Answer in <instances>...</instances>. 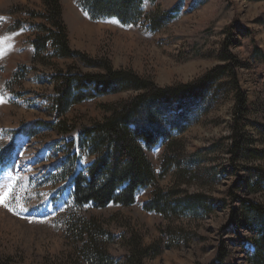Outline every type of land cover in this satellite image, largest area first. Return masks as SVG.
I'll return each instance as SVG.
<instances>
[{
    "label": "rangeland",
    "instance_id": "obj_1",
    "mask_svg": "<svg viewBox=\"0 0 264 264\" xmlns=\"http://www.w3.org/2000/svg\"><path fill=\"white\" fill-rule=\"evenodd\" d=\"M60 2L69 45L81 57L58 56L49 43L34 60L38 24L49 25L41 16L43 1L0 0V264H91L83 253L84 223H91L108 264H207L221 245L227 250L224 264H249L256 234L229 219L243 218L242 198L264 204V185L256 186L252 175L256 167L264 170V0H145L143 18L128 25L115 17L93 20L77 0ZM178 4L173 19L153 25ZM226 42L238 63L235 81L247 97L242 153L230 140L232 71L209 83L202 97L168 106L164 115L184 120L172 137L146 149L162 175L160 188L199 196L204 205L163 217L144 206L154 187L143 189L128 207L77 204L73 171L86 173L94 157L77 145L71 149L68 135L53 124L62 122L78 139L83 126L104 118V105L140 90L100 94L58 117L57 75L104 71L86 56L156 87H176L224 64ZM71 150L79 155L76 168L65 164Z\"/></svg>",
    "mask_w": 264,
    "mask_h": 264
},
{
    "label": "trees",
    "instance_id": "obj_2",
    "mask_svg": "<svg viewBox=\"0 0 264 264\" xmlns=\"http://www.w3.org/2000/svg\"><path fill=\"white\" fill-rule=\"evenodd\" d=\"M42 1L45 11L41 16L48 20L49 25L46 22L38 24L42 33L33 41L35 46L33 59L35 60V56L45 51L49 43L56 49L58 56L80 55L81 57V54L73 51L69 45L60 0ZM77 1L93 20L115 17L122 24L128 25L141 20L144 15V0ZM178 10H180V4L165 13L162 20L154 18L153 25L158 28L166 24L173 19L172 14L175 15ZM223 52L221 59L225 62L224 64L208 72L198 81L169 88L156 87L152 82L140 78L131 71L115 70L106 61L93 60L86 56L84 60L104 68V71L87 74L72 71L57 75L60 82L55 90L53 103L59 111L58 117L65 115L73 104L100 94L126 89L140 90L130 99L104 105L103 108L107 113L104 118L94 124L83 126L79 131L78 139L70 136L71 129L62 122L53 124L59 132L68 135L66 142L71 149L77 145L89 157H94L86 173L82 170L73 171V197L77 204L93 203L99 208L110 204L128 207L135 203L137 195L143 189L154 187L152 198L144 206L146 210L155 211L163 217L167 218L172 214L179 217V213H184L182 210L184 207H187L189 212H194L204 205L199 196L173 193L171 190L160 188L158 181L162 175L157 174L147 156L146 149L153 148L165 136L172 137V131L179 128L184 120V117L175 115L176 120L173 117L174 114L164 115L166 113L164 110L168 106L174 104H177V107L183 106L184 100L189 102L202 97L209 83L219 80L228 74V71H232L235 78L233 83H236L234 86L236 103L230 140L235 152L242 153L247 97L235 81L234 66L238 63L228 50V42L225 43ZM182 113L189 114L188 111ZM172 144L173 142L169 144L170 147ZM78 156L72 150L69 151L67 157L65 156V164H74L76 168ZM171 167V164H168L166 171ZM179 167L181 170L180 164ZM253 173L252 175L256 178L255 185H264V170L256 167ZM240 202L243 218L232 215L229 223L237 228H246L248 231L255 232L254 252L248 256L249 264H264V204L249 198H242ZM245 219L247 222L244 221ZM91 228V223H84L82 242L86 250L84 249L83 253L91 264H108V256L100 251L99 244L95 240L96 233H93ZM148 251V249L145 250V254ZM226 257L227 250L221 245L216 256L207 264H224ZM136 264H142V260H138Z\"/></svg>",
    "mask_w": 264,
    "mask_h": 264
}]
</instances>
